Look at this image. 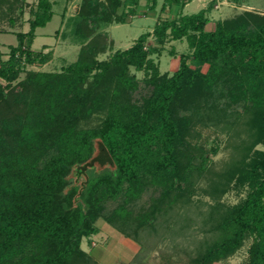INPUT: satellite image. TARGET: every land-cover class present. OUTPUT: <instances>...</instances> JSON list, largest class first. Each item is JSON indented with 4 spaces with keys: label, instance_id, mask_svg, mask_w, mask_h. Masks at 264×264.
I'll return each instance as SVG.
<instances>
[{
    "label": "trees",
    "instance_id": "16d2710c",
    "mask_svg": "<svg viewBox=\"0 0 264 264\" xmlns=\"http://www.w3.org/2000/svg\"><path fill=\"white\" fill-rule=\"evenodd\" d=\"M27 1L0 0V24L9 23L7 30L19 39L8 58L0 51V78L6 82L0 81V264H99L82 242L100 231V219L143 247L142 229L157 227L150 218L160 211L170 216L162 204L171 207L172 194L192 197L205 177L213 199L219 186L221 194L245 187L247 195L224 207L212 236L219 237L198 262L227 257L252 237L249 260L241 264H264V13L236 12L207 30L216 0L192 14L182 12L183 0H168L180 4L178 16L161 19L111 59H97L114 42L98 33L102 40L93 38L84 56L63 71L29 70L19 80L26 65L49 58L32 46L37 29L55 14L54 1L37 0L30 29L23 31ZM157 2L150 0L149 7ZM138 5L139 0H83L78 33L88 37L92 28L126 23ZM152 35L161 45L188 41L191 52L181 55L173 74L161 73L150 57L157 48L146 47ZM132 67L151 72L141 102L132 99L139 87ZM216 91L228 98L225 106L211 101ZM235 105L242 109L228 111ZM99 111L105 113L99 127H81ZM206 120L236 141L221 174L209 170L204 148L190 141L195 125ZM148 185L161 188V195L136 223L124 203ZM120 196L123 203L108 217L105 203Z\"/></svg>",
    "mask_w": 264,
    "mask_h": 264
},
{
    "label": "rangeland",
    "instance_id": "374dc122",
    "mask_svg": "<svg viewBox=\"0 0 264 264\" xmlns=\"http://www.w3.org/2000/svg\"><path fill=\"white\" fill-rule=\"evenodd\" d=\"M52 1H54V17L46 26L37 29V37L32 46L35 51L48 55L49 58L45 63L35 61L33 64L26 65V70L22 71L19 80L26 78L29 70L46 72L63 71L71 64L76 63L80 59V56H84L81 54L88 48V44L93 38H102L101 36L97 37L98 33H107L110 40H114L113 44L110 43V48L107 51L97 55L98 60H109L116 51L131 47L143 33L153 31L156 23L161 19H173L180 13V4L177 2L168 4V0H157V6L150 8V0H139L137 14L128 22H114L110 25L97 27L96 29L92 28L88 32V37H84L78 33L80 26L79 12L83 0ZM183 2L184 8L182 12L192 14L197 13L203 8H208L214 3V0H183ZM37 4V0L27 1V6H25L26 23L29 18L33 17L34 13H32V9H36ZM164 6L165 8H163ZM244 10H255L264 13V0H242L241 3L233 0H216L211 11L208 13L210 22L207 24L206 29L212 30L215 28V23L218 19L233 16L236 12ZM9 27V23L6 21L0 24V51L3 53L4 58L9 57L10 46L19 43L17 34L11 30H7ZM13 29L17 30L18 28ZM21 29L29 31V23L25 24ZM153 46L157 48L152 50L150 57L159 67L161 73L169 72L173 74L180 67L181 55L191 52L186 39H170L164 45H161L156 40V37L152 35L147 40L146 47L147 49H151ZM161 48L162 51L159 50ZM172 50L175 51L174 54L171 52ZM208 67L209 65H206L204 70H208ZM130 73L135 75L139 81V87L134 90L132 99L133 101H140L143 95L149 92V87L145 84L144 79L151 72H147L144 69L137 70L135 67H132ZM0 81L4 84L6 83L2 78H0ZM93 100L96 99L93 98ZM227 100L228 98L226 97L219 98V91H216L211 98V101L214 102L213 104L216 103L219 106H225ZM236 108L241 110L242 105L230 107L228 111ZM104 114L100 111L95 114L92 113L88 120L81 123V127H99ZM224 133V131H221L214 124V121L212 123L206 120L204 123H197L195 125L193 136L190 138L191 142L204 148V155L208 158L207 164L209 170H211L210 168H216L220 174L225 169V163L232 161L234 157L233 144L236 142L232 137ZM17 135L21 137L20 133ZM16 143H18L17 140ZM216 145H219V148H217V152H214L212 148L216 147ZM261 147L263 146L260 145L259 148ZM200 180L197 184L199 191L192 195V197L177 198L176 194H172L168 198L170 202H173L172 206L168 208L164 203L162 204L161 209L168 210L170 216L166 218L164 213L160 214L162 213L160 211L157 218H150V222L157 224L156 229H152L150 226L141 228L143 230L141 232L143 234L142 239L144 240L143 247H141V243L124 235L118 228L104 219H100L97 223L100 231L91 235V237H85L82 247L89 249L92 246V243H88L91 238L97 241L98 247L95 249L94 255L96 257H103L102 260L98 259L100 264H123L127 259H130L128 261L129 264H201V261L198 262V259H201L203 251L212 241L219 237V235H216L214 238L212 236L221 218L220 213L225 206H232L244 198L247 195V188H231L224 194H221L223 190L219 186L217 188V198L213 199L211 196L212 190H205L208 188L207 177ZM161 191V188L155 185H148L144 188L140 187L136 193L127 196L124 204L127 211L134 217V222L137 223V218H145L144 215L146 213L149 215V212L154 207V203L160 197ZM122 196L117 199H110L105 203L104 212L108 217H110L114 208L123 203L124 199ZM184 200L187 203L189 202V204L184 205ZM167 205H169V202ZM206 213H210L208 216L211 218L208 221L207 219L204 220V214ZM133 228L129 227L128 230L133 231ZM252 243L253 238L249 237L245 240L244 245L235 253L219 260H214L211 264H241L248 261L249 248ZM92 248L93 246L91 250ZM100 249L103 251V256H101ZM136 249L137 251L135 252ZM133 255L134 257H132ZM77 261H79L78 258H76Z\"/></svg>",
    "mask_w": 264,
    "mask_h": 264
},
{
    "label": "crops",
    "instance_id": "0c3cea01",
    "mask_svg": "<svg viewBox=\"0 0 264 264\" xmlns=\"http://www.w3.org/2000/svg\"><path fill=\"white\" fill-rule=\"evenodd\" d=\"M218 1H221V0H218ZM91 237V236H90ZM92 243L91 245L93 246V248H92V250H91V247H89V249L88 248H85V247H82L86 252H88L92 257H94V259L100 264V262H99V258L102 260L103 259V257L101 258V257H96L95 255H94V251H95V249L98 247V242L97 241H95L93 238H91V240L90 241H88V243ZM82 245H84V240H83V242H82ZM89 245V244H88ZM124 245V244H123ZM126 246V245H125ZM127 247V246H126ZM98 250V249H97ZM100 252H101V256H103V251H102V249H100L99 250ZM137 251V249L135 250V252ZM135 252H133V254H135ZM132 257H134V255L132 256ZM130 259H127V261L125 262H123V263H128V261H129Z\"/></svg>",
    "mask_w": 264,
    "mask_h": 264
}]
</instances>
